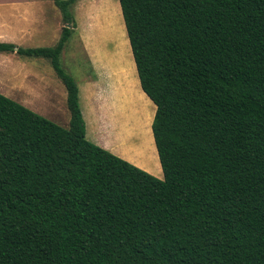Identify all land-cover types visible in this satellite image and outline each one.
<instances>
[{
    "label": "trees",
    "instance_id": "trees-1",
    "mask_svg": "<svg viewBox=\"0 0 264 264\" xmlns=\"http://www.w3.org/2000/svg\"><path fill=\"white\" fill-rule=\"evenodd\" d=\"M68 128L0 93V264H264V0H119L164 178L90 142L61 56ZM72 25V28L66 25Z\"/></svg>",
    "mask_w": 264,
    "mask_h": 264
},
{
    "label": "rangeland",
    "instance_id": "rangeland-1",
    "mask_svg": "<svg viewBox=\"0 0 264 264\" xmlns=\"http://www.w3.org/2000/svg\"><path fill=\"white\" fill-rule=\"evenodd\" d=\"M48 1L0 0V19L12 20L9 22L12 23L13 35H16L21 28L35 29L44 22L43 31L38 30L34 35L29 34L24 38L21 46L50 48L59 42L63 30V17L58 8L57 13L56 10L49 11ZM119 4V0H95L91 3H87V0H78L71 7L75 28L63 50L64 56L61 62L65 71L80 84L82 79L91 73L92 66L87 52L89 46L95 48L97 54H108L111 57L115 56L113 58L118 60L121 59L128 74H131L133 70L131 61L134 62V56ZM108 9L112 10L111 13L113 12L115 16L112 23L105 21V13ZM23 15L28 17V23L22 22L25 21ZM115 22L120 23L121 33L117 30ZM116 45L119 47L118 54H115ZM141 91L143 92L142 88ZM0 93L25 104L32 111L62 127H69L70 117L65 88L57 78L51 64L46 60L23 59L17 54L0 53ZM145 101L146 104L142 102L141 113L150 117L154 106L149 104L148 100ZM163 178L164 175L161 176V179Z\"/></svg>",
    "mask_w": 264,
    "mask_h": 264
},
{
    "label": "crops",
    "instance_id": "crops-1",
    "mask_svg": "<svg viewBox=\"0 0 264 264\" xmlns=\"http://www.w3.org/2000/svg\"><path fill=\"white\" fill-rule=\"evenodd\" d=\"M93 1L95 0H87V3ZM48 2L49 11L56 10L57 13L54 1L49 0ZM111 11L108 9L105 13L107 23L108 21L112 23L115 20L114 13H111ZM9 17L12 18L10 15ZM23 18L25 21L22 22L28 23V17L23 15ZM9 21L12 20L0 19L3 26L0 25V43H10L23 48H32L20 45L24 38L29 34L34 35L38 30L43 31L45 28L44 22H42L37 26L38 28H21L16 35H13L12 23ZM119 24L116 27L121 33ZM92 48L89 46V51H87L92 66L91 73L82 79V84L76 81L80 91V104L86 123L87 139L139 169L161 179L164 173L152 128L157 106L153 105V101L148 99L149 97L144 91H141L142 87H140L141 83L135 60L134 62L131 61L133 70L131 74H128L121 59L118 60L113 58L115 56L111 57L108 54H97L95 48ZM118 50L119 47L116 45L115 54L119 53ZM63 56H61V60ZM145 100H148V103L154 106L153 114L150 117L141 113L142 102L146 104ZM25 107L27 106L25 105Z\"/></svg>",
    "mask_w": 264,
    "mask_h": 264
},
{
    "label": "bare ground",
    "instance_id": "bare-ground-1",
    "mask_svg": "<svg viewBox=\"0 0 264 264\" xmlns=\"http://www.w3.org/2000/svg\"><path fill=\"white\" fill-rule=\"evenodd\" d=\"M151 112V111H150ZM137 142V141H136ZM155 144V143H154ZM141 149V148H140Z\"/></svg>",
    "mask_w": 264,
    "mask_h": 264
},
{
    "label": "water",
    "instance_id": "water-1",
    "mask_svg": "<svg viewBox=\"0 0 264 264\" xmlns=\"http://www.w3.org/2000/svg\"><path fill=\"white\" fill-rule=\"evenodd\" d=\"M69 28H72L71 26Z\"/></svg>",
    "mask_w": 264,
    "mask_h": 264
}]
</instances>
